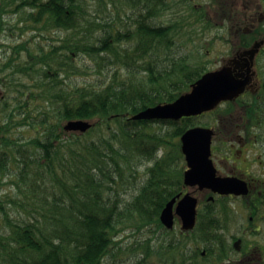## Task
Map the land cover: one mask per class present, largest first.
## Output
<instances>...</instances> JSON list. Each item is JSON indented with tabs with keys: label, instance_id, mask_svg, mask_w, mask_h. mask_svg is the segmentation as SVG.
I'll return each mask as SVG.
<instances>
[{
	"label": "trees",
	"instance_id": "obj_1",
	"mask_svg": "<svg viewBox=\"0 0 264 264\" xmlns=\"http://www.w3.org/2000/svg\"><path fill=\"white\" fill-rule=\"evenodd\" d=\"M189 1L184 2L187 8H183L188 17L205 22L204 27L211 29L207 7H197ZM83 3L84 0H0L1 13L10 11L12 5L11 12L17 13L21 7L20 21H30L35 30L54 27L72 31L60 45L50 43L32 49L25 43L14 46L13 54L24 51V57L17 62V55L14 65L4 64L3 70L11 69L24 81L10 86L15 93L17 86L21 88L11 103H0V112L5 114L0 123V179L9 177L39 216L35 215L34 221L22 218L11 223L5 214L10 230L0 235V264H105L106 257L113 255V248L119 247L116 238L127 224L161 226L159 215L165 203L183 190L185 161L180 142L168 138H179L194 126L193 119L161 120L175 127L169 132L171 127L167 126L163 134L149 130L150 120L129 119L145 108L175 100L208 70L184 56L170 54L173 39L179 34L176 24L156 22L169 10L180 11V4H170L169 0H128L133 11L125 15L127 20L123 23L119 11L115 18L101 21L92 17ZM141 4L149 7L147 14ZM124 5L122 2L121 10ZM103 8L106 10V4ZM117 22L122 23L123 29ZM134 42L132 50L125 47ZM81 54L89 57L98 74L108 65L124 67L127 76L117 80L114 73V83L111 80L108 84L70 85L67 78L93 69L87 64L77 65ZM160 54L164 55L161 65ZM36 73L40 75L39 83ZM132 76L134 80L130 79ZM36 103L41 106L35 107ZM14 113L19 115L18 120ZM94 118L97 121L83 135L64 129L69 120ZM12 121L39 134L27 141L18 136L11 139ZM97 129L101 133L95 139L92 134ZM102 130H106L104 135ZM63 134H69V138L63 139ZM161 145L169 150L157 156ZM142 161L154 162L147 168V179L130 199L108 191L112 190L109 183H117L123 177L125 164L129 170H136ZM12 175L14 178L10 179ZM205 214L199 215L195 228L202 241H208L204 226L212 225L211 231L221 226L216 209L209 207ZM219 234H214L206 258L225 253V248L217 244L221 240L225 246ZM149 243L142 246L143 258L136 260L149 259L155 250ZM190 243L164 238L155 253L165 260H169L167 254L186 257ZM203 261L198 260L197 264H222L224 260Z\"/></svg>",
	"mask_w": 264,
	"mask_h": 264
},
{
	"label": "flooded vegetation",
	"instance_id": "obj_2",
	"mask_svg": "<svg viewBox=\"0 0 264 264\" xmlns=\"http://www.w3.org/2000/svg\"><path fill=\"white\" fill-rule=\"evenodd\" d=\"M216 1L218 7L212 5L219 12L217 19L212 17L214 27H211L216 37L207 43L206 51L215 52L221 46L224 56L206 69L230 70L241 80L242 92L190 118L194 126L211 130L210 158L215 177L233 181L237 192L219 194L198 184H183V190L175 196L178 202L189 193L197 201L192 232L200 214L207 215L209 207L217 210L221 218V226L215 228L218 232L211 231L214 227L207 224L203 229L208 241H202L196 234L194 237L210 246L214 234L221 233L220 238L226 240V251L221 253L224 254L221 260H226L223 264H264V0H255V5L247 0ZM233 9L236 10L231 11ZM201 118L206 120L201 121ZM240 212L245 214L246 221L241 220ZM232 227L237 228V233L230 232ZM182 228V220L175 213L172 227L162 224L150 230L162 232L164 238L187 240ZM217 244L223 247L221 240ZM234 251L239 254L237 259L231 257ZM206 254L207 248H204L199 259L179 254L174 260L142 261L144 264H197L198 260H219L218 257L206 258ZM138 261L132 264H143Z\"/></svg>",
	"mask_w": 264,
	"mask_h": 264
},
{
	"label": "rangeland",
	"instance_id": "obj_3",
	"mask_svg": "<svg viewBox=\"0 0 264 264\" xmlns=\"http://www.w3.org/2000/svg\"><path fill=\"white\" fill-rule=\"evenodd\" d=\"M85 3H83L85 10L88 11L89 14H91L92 17H97L101 21L110 20V18H115L117 16V12H120V17L123 21V23L126 22V14L129 12L132 13V9L129 8L127 5L128 0H115L113 2L106 3L107 0H84ZM186 1V0H185ZM184 1V2H185ZM248 3L255 5V0H247ZM122 2L125 3L123 6V9L121 10ZM170 4H180L181 9L178 10H169L168 12L162 14L159 16L156 20L157 23L160 24H169V25H175L176 29L179 31V34L176 35V38L173 39V43L171 45V49H169L170 54H176L180 56H184L188 58L190 63H194V65H201L205 68L207 65L212 64L219 61L224 55V51L221 46H218L216 51H206L207 43L210 42V39L216 37L214 35L215 30L208 29L204 27L205 22L203 21H197L196 18L193 16L188 17V13L184 11L185 8H187L186 3H184L182 0H169ZM182 2V3H181ZM191 4L197 7H207L209 18L212 22V17L216 18L218 16L219 10L214 8L212 3L214 5H218V2L216 0H190ZM216 4H215V3ZM235 3V2H234ZM103 4H106L107 8L104 10ZM144 8V12L147 14L148 12V6L145 4H141ZM140 5V6H141ZM14 5L9 6L10 11H5V13H1L0 11V20H3V26L2 29H0V70H2V73H0V78H2L3 81L0 82V103L2 102H12L13 97L20 92L19 86H17V92L10 91V86L16 85L14 82H21L24 81V78L18 74V73H12L11 69L3 70L4 64L8 65H14L16 63L17 55L18 60L17 62H20L21 58L24 57V51H15L13 54V47L25 43V46L29 48H36L39 45L48 46L50 43H54L57 45L62 44V41L68 37L69 34L72 33L71 30H63V29H57V28H45L40 27L39 30H35V28H31L32 24L30 21L21 22L20 18L22 15V8L20 7L17 11V13H12L11 9H13ZM185 7V8H184ZM218 7V6H217ZM184 8V9H183ZM6 9V8H5ZM236 9H233L231 11H235ZM217 19V18H216ZM117 25H120L119 22L116 23ZM119 27H122V23ZM214 27V24H213ZM134 28V27H131ZM123 29V27H122ZM34 36V37H33ZM135 46V42L133 44H125V47L129 50H132ZM31 48V49H32ZM222 49V50H220ZM223 51V53H221ZM81 54L79 57H77V65H83L87 64L90 65L93 69H89V71H86L82 75H74L70 77L69 79H66V82L70 85L72 84H78V85H85V84H108L112 80V82H115L114 73L117 75V80L121 79L123 80L127 76V72L124 67H114V66H108L105 65L102 69V74H98L95 69L93 62L89 59L87 55ZM10 57V58H9ZM14 58V59H12ZM164 61V55L160 54L159 59V65ZM200 63V64H199ZM217 64V63H216ZM211 66V67H212ZM112 67V68H111ZM116 69V70H115ZM210 69V68H209ZM117 71V72H116ZM36 82L39 81V73H36ZM131 80H134L135 78L132 76L130 77ZM7 82H12L10 84H6ZM22 87V84H19ZM10 88V89H9ZM41 104L36 103L35 107H40ZM34 107V109H36ZM0 123L4 122L2 119L5 118V114L0 112ZM132 116V115H131ZM131 116H129V119H131ZM15 120H18L19 115L14 113ZM78 120V119H77ZM201 121H205L206 118H201ZM93 124L97 121L96 118L92 120H87ZM200 121V122H201ZM171 127L168 129V127ZM173 128H175L173 126ZM173 128L170 124H166L161 122L160 120H151L149 130L159 132L160 134H163L164 132L169 130V132H173ZM88 131V130H87ZM85 132L80 131H68L69 133H74L77 135H83ZM106 130H102V133H104ZM163 132V133H162ZM101 133L100 129H97L95 133L92 135L96 139L97 137H100L98 134ZM37 133L32 129L31 127L23 128L20 124L15 123V121H12V125L10 127L9 131V137L11 139L18 137H21L23 141H27L34 136L38 135ZM68 139L69 134H63V139ZM168 138L170 141H177L179 138ZM85 138H83L84 140ZM177 139V140H176ZM31 146V144L29 145ZM169 146V145H168ZM169 150V147L167 146H159L157 148V156L163 155L166 151ZM154 161H142V163H139L136 167V170H129L125 164V168L122 169V178H119L117 183H109L112 187V190H108L109 192L116 191L120 194V197L123 199H130L133 194H135L142 182H144L147 177V168L153 164ZM122 163V162H121ZM12 172L15 171V166L12 164ZM11 177V176H10ZM9 177H1L0 179V235H6L8 231L10 230L8 227L7 220L4 219L5 214L8 215V219L11 223L16 222V220H20L23 218L24 221H34V216H39L38 213L34 212L32 206L28 204L29 201L25 200L22 196V193L16 191L13 184L9 182ZM14 176L10 179H13ZM38 193V192H37ZM35 198V197H34ZM24 203L21 206V203ZM241 220L246 221L247 217L243 212L239 213ZM126 228L122 230L120 233H118V237L116 238L117 242H119V247H122L123 249L119 250L118 245L113 248V255L106 257V260H104L105 264H132L134 260L137 258H143V250L142 246L148 244L150 242V246L153 249H158L160 243H163L164 240V234L162 232L154 229L153 231L150 230L152 227L157 226L155 224L152 225H141L140 227H137L133 224H127ZM125 227V226H124ZM123 227V228H124ZM158 227V226H157ZM182 230L186 234V238L191 243L188 245L187 251L189 252L188 256H192L194 258H200L202 257L201 252L204 248L209 247V244L203 242H195L191 240H195L196 238L194 235H198L197 231H193L191 229H184ZM226 232V231H225ZM224 232V233H225ZM230 232L237 233V228L232 227V230ZM229 234V233H228ZM227 236V232L224 234ZM223 237V236H222ZM254 238V235L251 236ZM169 241V238H167ZM224 239V237H223ZM225 243L226 240L224 239ZM3 242V240H1ZM166 246V244H165ZM225 248V246H223ZM149 256L148 260H153V262H160L161 260H165V258H161L158 254H156L155 251ZM226 251V248H225ZM0 252L3 253V247L0 245ZM197 254V255H196ZM196 255V256H195ZM166 256H169L170 260H174V256H177L175 254H167ZM224 254H221L219 260L223 258ZM160 257V258H159ZM178 257V256H177ZM233 259H237L239 257V254L235 251L232 253L231 256ZM210 258V257H209ZM142 261V260H141ZM224 260L222 264L225 262ZM136 262V261H135ZM137 262H139L137 260ZM144 264V261H142ZM201 263H204L203 260H200ZM208 262V261H207Z\"/></svg>",
	"mask_w": 264,
	"mask_h": 264
},
{
	"label": "water",
	"instance_id": "obj_4",
	"mask_svg": "<svg viewBox=\"0 0 264 264\" xmlns=\"http://www.w3.org/2000/svg\"><path fill=\"white\" fill-rule=\"evenodd\" d=\"M242 92V82L230 70L222 68L203 74L192 85L191 89L181 94L169 103L148 107L134 115L131 119H173L200 114L212 109L221 100L237 96ZM92 126L87 120H69L64 124L66 131L85 132ZM212 132L203 127H192L180 137L181 150L185 156L188 169L184 173L186 185L198 184L200 187L212 189L218 193L237 192L233 181L215 177V169L210 155ZM172 198L166 203L160 214V220L168 227H172L174 218V203ZM196 199L189 193L185 194L177 203L175 212L182 219V227L191 229L195 224Z\"/></svg>",
	"mask_w": 264,
	"mask_h": 264
}]
</instances>
